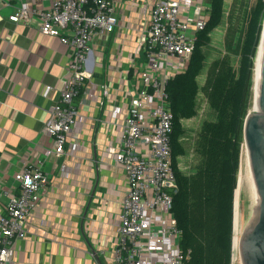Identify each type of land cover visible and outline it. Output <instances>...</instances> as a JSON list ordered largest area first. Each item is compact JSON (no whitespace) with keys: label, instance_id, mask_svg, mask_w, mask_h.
<instances>
[{"label":"built area","instance_id":"built-area-1","mask_svg":"<svg viewBox=\"0 0 264 264\" xmlns=\"http://www.w3.org/2000/svg\"><path fill=\"white\" fill-rule=\"evenodd\" d=\"M209 1L145 0L144 28L114 86L94 78L93 46L116 30V0H28L8 17L17 22L36 16L41 32L59 36L72 48L58 99L42 126L51 140L46 157L75 155L88 121L103 123L111 136L117 132L107 153L123 168L127 192L117 217L114 264H183L189 257L180 246L181 231L172 212L177 186L166 85L186 70L197 35L209 18ZM91 104L105 109L104 116L81 113V107ZM20 162L22 168L14 177L18 194L9 197L0 213V264H14V242L26 236L27 217L49 181L40 161L21 157Z\"/></svg>","mask_w":264,"mask_h":264},{"label":"crops","instance_id":"crops-1","mask_svg":"<svg viewBox=\"0 0 264 264\" xmlns=\"http://www.w3.org/2000/svg\"><path fill=\"white\" fill-rule=\"evenodd\" d=\"M21 2L28 0H0V190L7 191L0 195V213L9 197L18 194L14 177L22 168L21 157L40 161L49 181L27 217L26 236L14 242V264H114L117 217L127 192L123 168L107 153L117 132L111 136L103 123L88 121L75 155L46 157L51 140L42 126L48 108L58 99L72 48L59 36L41 32L36 16L9 20ZM144 2L116 0L117 28L93 46L97 81L114 86L144 28ZM204 81L201 71L196 114L181 120L182 145L187 130L193 131L195 142L202 122L216 118L202 92ZM104 110L95 104L81 107L82 114L97 118L104 116ZM177 166L182 171L178 162Z\"/></svg>","mask_w":264,"mask_h":264},{"label":"trees","instance_id":"trees-1","mask_svg":"<svg viewBox=\"0 0 264 264\" xmlns=\"http://www.w3.org/2000/svg\"><path fill=\"white\" fill-rule=\"evenodd\" d=\"M225 0H210L209 18L198 33L184 72L166 85L173 114L171 149L176 191L172 212L181 231L180 246L189 257L183 264H231L233 202L243 148V122L253 99L254 59L264 19V0H255L240 43L235 68L228 54L212 60L202 92L216 112L214 120L202 122L194 142L198 162L185 174L177 166L185 154L179 138L181 120L196 114L197 76L204 68L203 48L221 23Z\"/></svg>","mask_w":264,"mask_h":264},{"label":"water","instance_id":"water-1","mask_svg":"<svg viewBox=\"0 0 264 264\" xmlns=\"http://www.w3.org/2000/svg\"><path fill=\"white\" fill-rule=\"evenodd\" d=\"M258 52L252 111L243 122L246 154L237 264H264V19L256 55Z\"/></svg>","mask_w":264,"mask_h":264},{"label":"rangeland","instance_id":"rangeland-1","mask_svg":"<svg viewBox=\"0 0 264 264\" xmlns=\"http://www.w3.org/2000/svg\"><path fill=\"white\" fill-rule=\"evenodd\" d=\"M255 0H225L224 12L221 23L211 32L210 42L203 48L205 54L204 68L202 75L205 77V72L209 63L215 58L228 54L231 62L235 68L239 63L240 43L244 35L249 11ZM256 58V56H255ZM255 67V59H254ZM202 77L201 75L199 76ZM254 86V82H253ZM254 90V89H253ZM253 103V99H252ZM252 103L249 110L252 111ZM183 146L185 155L178 158V164L183 172H193L195 164L198 162V155L194 151V137L193 131L187 130L183 137ZM245 161L244 143L242 148V155L240 160V168L237 175V187L235 190V197L233 202V236L238 237L239 241V223L242 207L243 183L242 175ZM236 219V225H235ZM238 246L236 251L232 250L231 264H237Z\"/></svg>","mask_w":264,"mask_h":264},{"label":"bare ground","instance_id":"bare-ground-1","mask_svg":"<svg viewBox=\"0 0 264 264\" xmlns=\"http://www.w3.org/2000/svg\"><path fill=\"white\" fill-rule=\"evenodd\" d=\"M259 55H260V52H258V54L256 55V58H255L254 84H255L256 74H257L258 65H259ZM253 89H254V86H253ZM244 149H245V146H244ZM245 154H246V149H245ZM235 225H236V219H235ZM238 243H239L238 237L237 236H233V238H232V244H233V249L235 251L237 249Z\"/></svg>","mask_w":264,"mask_h":264}]
</instances>
